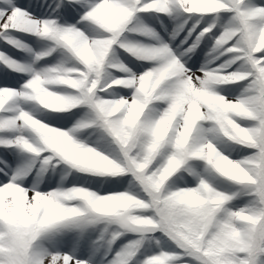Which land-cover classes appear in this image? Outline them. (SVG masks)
I'll return each instance as SVG.
<instances>
[{
    "label": "snow or ice",
    "instance_id": "6c2138e0",
    "mask_svg": "<svg viewBox=\"0 0 264 264\" xmlns=\"http://www.w3.org/2000/svg\"><path fill=\"white\" fill-rule=\"evenodd\" d=\"M0 264H264V0H0Z\"/></svg>",
    "mask_w": 264,
    "mask_h": 264
}]
</instances>
